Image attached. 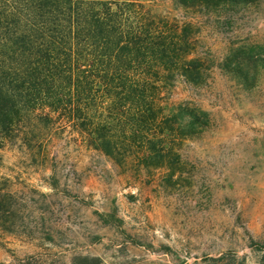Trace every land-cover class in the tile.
<instances>
[{
  "label": "rangeland",
  "instance_id": "1",
  "mask_svg": "<svg viewBox=\"0 0 264 264\" xmlns=\"http://www.w3.org/2000/svg\"><path fill=\"white\" fill-rule=\"evenodd\" d=\"M141 1L195 25L204 77L168 104L199 109L208 127L169 133L163 160L142 152L120 167L65 142L46 165L7 152L21 212L0 234V264H264V0Z\"/></svg>",
  "mask_w": 264,
  "mask_h": 264
},
{
  "label": "trees",
  "instance_id": "2",
  "mask_svg": "<svg viewBox=\"0 0 264 264\" xmlns=\"http://www.w3.org/2000/svg\"><path fill=\"white\" fill-rule=\"evenodd\" d=\"M204 66L195 25L141 0H0V234L19 228L21 212L1 175L7 152L46 165L65 142L76 158L85 151L119 167L147 162L142 152L163 160L169 133L184 139L208 127L199 109L168 104L180 83H200Z\"/></svg>",
  "mask_w": 264,
  "mask_h": 264
}]
</instances>
